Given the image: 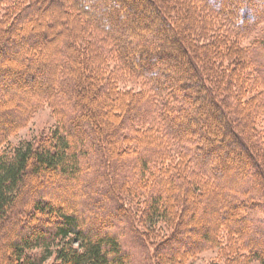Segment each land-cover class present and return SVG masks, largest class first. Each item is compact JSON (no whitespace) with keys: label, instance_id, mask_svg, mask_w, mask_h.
<instances>
[{"label":"trees","instance_id":"1","mask_svg":"<svg viewBox=\"0 0 264 264\" xmlns=\"http://www.w3.org/2000/svg\"><path fill=\"white\" fill-rule=\"evenodd\" d=\"M108 2L0 0L1 264H264V0Z\"/></svg>","mask_w":264,"mask_h":264},{"label":"rangeland","instance_id":"2","mask_svg":"<svg viewBox=\"0 0 264 264\" xmlns=\"http://www.w3.org/2000/svg\"><path fill=\"white\" fill-rule=\"evenodd\" d=\"M107 3H109L108 0H107ZM115 7H116V9H118V11H119L118 14L122 18L121 9H119L120 5L118 6V4H117ZM51 15L52 14H50V12H49L45 16L48 17ZM254 28H255V30L252 32L250 39H247L246 41H250L251 39H254V38L264 39V18L262 20H260L259 23L257 24V26ZM46 29L49 30L48 27H46ZM47 53L48 52H46V54ZM16 80L18 81V83H20V82H24L26 79H25V76H23V75H20V76L17 75ZM39 85H40V80H38V79L34 80L33 84H31L30 86H29V84H25V86H27L29 88L31 87L32 89H35V87H38ZM14 104L15 103H13V105ZM55 120L56 119L52 115L51 110L49 108L45 107L43 109H40L35 114H33V116L30 118V120L28 121L26 126L20 128L16 134H13L12 136H10L9 141L13 145V144H17L21 140L33 139L34 137H37L39 134H41L45 130H47L51 127H54ZM260 131L264 136V126L263 125L260 128ZM3 149H4V147L0 146V153L2 152ZM71 184L74 185V182H72ZM67 200L70 202L72 200V197H68ZM152 243H153V241H152ZM216 257H217V254L215 251L214 252L213 251H206V252H203L202 254H200L195 259H193L192 264H211L212 260L218 259ZM1 261L2 260H0V264L2 263ZM52 261H53V258L49 259L44 264H51Z\"/></svg>","mask_w":264,"mask_h":264}]
</instances>
